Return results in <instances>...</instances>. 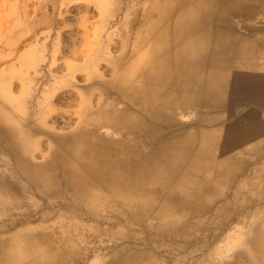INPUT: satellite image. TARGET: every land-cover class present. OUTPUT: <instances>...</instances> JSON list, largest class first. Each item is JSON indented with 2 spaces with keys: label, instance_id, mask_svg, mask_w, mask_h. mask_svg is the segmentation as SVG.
Returning <instances> with one entry per match:
<instances>
[{
  "label": "bare ground",
  "instance_id": "bare-ground-1",
  "mask_svg": "<svg viewBox=\"0 0 264 264\" xmlns=\"http://www.w3.org/2000/svg\"><path fill=\"white\" fill-rule=\"evenodd\" d=\"M148 8L150 22L131 56L136 58L114 71L105 89L109 105L94 114L85 108L78 129L55 138L41 162L33 161L35 130H4L2 162L17 179L0 182V218H16L25 208L35 213L37 200L45 208L40 225L3 238L0 251L7 253L0 264L56 262L64 249L67 259L75 258L70 238L58 241L56 234L87 227L83 215L70 216L69 205L55 216L64 200L90 210L92 219L103 210L122 215L129 229L156 222L153 228L143 224L145 233L189 230L175 216L219 198L250 163L241 157L264 151V27H238L264 18V0H152ZM237 98L253 106L241 117L225 115L226 103ZM182 116L190 121L182 125ZM247 198L257 203L255 195ZM31 214H20L21 220ZM257 216L247 237L264 212ZM52 217L56 221L45 225ZM22 222H12L6 232ZM126 247L110 262L155 264Z\"/></svg>",
  "mask_w": 264,
  "mask_h": 264
},
{
  "label": "rangeland",
  "instance_id": "rangeland-1",
  "mask_svg": "<svg viewBox=\"0 0 264 264\" xmlns=\"http://www.w3.org/2000/svg\"><path fill=\"white\" fill-rule=\"evenodd\" d=\"M151 2L0 0V138L5 129L35 130L33 161L41 162L55 138L78 129L85 108L88 114H94L109 105L111 98L105 89L112 84L114 71L136 58L131 56L143 34L144 23L150 22ZM261 21L264 18L252 24L238 23V27L260 29L264 27ZM239 99L231 100L230 105L226 103L227 108L222 109L225 115L241 117L253 106ZM178 119L182 125L190 121L184 116ZM0 155V182L4 179L10 182L16 178L15 173L5 169L2 162L5 154ZM241 158L249 159L250 163L219 198L201 209L197 203L186 214L175 216L177 224L184 223L187 226L184 229L189 230L171 233L165 228L145 233L143 224L153 228L156 222L135 223V228L129 229L122 215L117 219L116 213L103 210L100 218L92 219L90 210L76 207L70 200L61 201L60 206L56 204L59 208L53 210L55 216L65 213L69 205L70 216L83 215L87 227L56 234L58 241L62 235L70 238L69 249L74 251L75 258L67 259L64 252H68L64 249L56 262L32 264H115L110 262L111 256L125 246L129 253H146L155 264H264V217L255 233L246 235L249 221L257 222V214L264 212V151ZM256 181L259 188L251 187ZM242 188L243 193L238 194ZM249 194L256 196L257 203L247 201ZM34 204L38 208L29 213L30 218L20 217L22 213L29 215L26 211H31L30 208L16 218L15 215L0 218V243L11 234L24 231L26 225L41 224L45 204L41 200ZM16 221H23L22 225L18 224L16 231L6 232ZM55 221L52 217L44 224L51 226ZM121 236L127 240H119ZM6 253L7 249L0 251V258Z\"/></svg>",
  "mask_w": 264,
  "mask_h": 264
}]
</instances>
